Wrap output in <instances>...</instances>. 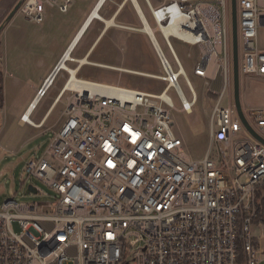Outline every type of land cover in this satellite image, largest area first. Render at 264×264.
Listing matches in <instances>:
<instances>
[{
    "label": "built area",
    "instance_id": "1",
    "mask_svg": "<svg viewBox=\"0 0 264 264\" xmlns=\"http://www.w3.org/2000/svg\"><path fill=\"white\" fill-rule=\"evenodd\" d=\"M146 2L154 33H161L178 69L154 35L165 72L158 77L167 83L160 93L82 79L77 72L84 64L72 56L76 38L70 43L34 98L44 97L52 75L47 89L61 71L67 73L55 98L58 103L69 94L64 121L26 167L52 198L2 203L0 264H264V143L235 105L231 0ZM71 3L23 0L19 11L43 23L47 9L66 13ZM236 7L240 75L264 79V0H237ZM171 37L198 47L195 75L209 84L220 80L202 158H193L173 130L176 106L168 90L175 88L187 113L197 94ZM63 60L76 66L59 67ZM73 75L86 87L70 86ZM30 107L20 120L34 126ZM244 114L264 137V106Z\"/></svg>",
    "mask_w": 264,
    "mask_h": 264
},
{
    "label": "rangeland",
    "instance_id": "2",
    "mask_svg": "<svg viewBox=\"0 0 264 264\" xmlns=\"http://www.w3.org/2000/svg\"><path fill=\"white\" fill-rule=\"evenodd\" d=\"M139 1L143 3V0ZM159 1L151 0L153 4ZM107 5L111 10L116 7L114 0H110ZM132 8V2L127 4L117 23L120 26L127 25L128 28L113 25L94 52L87 57L90 62L112 67L84 64L78 70L77 76L160 93L167 85L165 81L152 77L153 75H141L135 70L157 76L165 74L150 38L140 30L143 23ZM49 13L53 16L46 18L43 23H35L27 20L19 11L12 22L15 26L12 28L13 32L5 38L0 55L1 68L4 72L7 71V75H1L4 96L0 100V207L10 198L31 204L52 198L53 192L41 181L31 177L26 167L30 158L45 151L53 132L63 123L66 97L69 94L52 108L44 126L20 125L17 122L72 39L73 33H69V28L74 26L71 14L63 15L57 9H50ZM150 22L152 26L155 25L154 21ZM78 26L77 24L74 30ZM96 34L97 31L91 28L72 56L84 57ZM155 35L172 67L177 70L178 64L163 36L158 31ZM170 42L197 94L193 112L187 113L181 110L182 103L175 88L168 90L176 106V109H172L173 130L184 139L193 158H202L208 147L212 110L219 94L220 80L209 84L204 78L194 74V66L200 56L198 47L175 37H171ZM67 65L75 67L76 62L69 61ZM117 67L124 68V71H119ZM67 76L64 71L56 76L31 115L34 121L41 120L63 87ZM179 84L187 99L191 100L192 93L183 76L179 78ZM240 98L243 111L264 106V79L253 75H240ZM29 184H34L39 192L28 193ZM12 228L14 231L20 230L16 222L12 223Z\"/></svg>",
    "mask_w": 264,
    "mask_h": 264
},
{
    "label": "crops",
    "instance_id": "3",
    "mask_svg": "<svg viewBox=\"0 0 264 264\" xmlns=\"http://www.w3.org/2000/svg\"><path fill=\"white\" fill-rule=\"evenodd\" d=\"M110 0H72V3H71V7L69 9L68 12L66 13H62L60 12L57 8H49V10L47 9V15H46V18L48 17H52L53 14L49 13L50 9H57L59 11V13L63 14V15H69L71 14L70 16H72L73 18V23H74V26L70 27L69 28V33L72 34V39L70 41V43L77 37L78 39L76 40L77 44L75 46V49L76 47L78 46V44L82 41V39L86 36V34L90 31L91 28H94V31H97V34L95 36V39L93 40L88 52L86 53L85 56L88 57L89 54H91L94 49L96 48V46L103 40V38L105 37V35L109 32L110 28L113 26V25H117V26H120L118 23L119 21V17L121 15V13L123 12V10L125 9L126 5L130 3V1L132 2V6H133V11L136 15H138V17L140 18V15H139V10H141V18H145L147 23L149 24L147 18H146V15L144 14L143 12V9H142V6H141V3L139 0H114V3L116 4V7L114 10H111L110 8H108V3H109ZM19 2V0H0V26L3 24V22L6 20L7 16L10 14V12L12 11V9L15 7V5ZM138 3L139 5H135L134 3ZM100 4V5H98ZM137 6V7H136ZM97 7V8H96ZM107 7V8H106ZM146 7V6H145ZM97 9L96 11L98 12V16L97 17H100V18H95L96 17V11H94V9ZM147 9V7H146ZM148 10V9H147ZM19 10L17 12L14 13V15L7 21V23L3 26L2 30L0 31V55L2 54V48H3V45L5 44V38H8L10 33L13 32L12 28L15 27L14 26V23H12L17 14H18ZM94 12V15L95 16H91L92 18L89 20L88 24L85 26L86 28L83 29V31L80 32V30L83 28V25L85 23H87L90 15ZM149 12V11H148ZM21 13V12H20ZM22 14V13H21ZM150 14V13H149ZM151 16V15H150ZM152 17V16H151ZM140 18V20H141ZM153 20V19H152ZM45 21V20H44ZM112 21V22H111ZM143 21V20H141ZM79 25L77 27L76 30L75 29V26L76 25ZM73 25V24H72ZM151 24H149L150 26ZM120 27H125V28H128L127 25H121ZM153 27V28H152ZM154 27L155 26H150V28L154 31ZM141 31L145 32L144 31V27L140 29ZM81 35H79L80 33ZM79 33V34H78ZM149 37V34L146 33ZM78 35V36H77ZM155 35V33H154ZM81 37V38H80ZM150 38V37H149ZM151 40V39H150ZM152 42V41H151ZM70 43L68 44V46L70 45ZM153 44V43H152ZM67 46V47H68ZM66 47V49H67ZM154 47V46H153ZM65 49V50H66ZM74 49V51H75ZM155 49V48H154ZM64 50V51H65ZM63 51V52H64ZM63 54V53H62ZM61 54V55H62ZM82 57V58H77V59H80L81 63L83 59L86 60V64H93V65H97V66H105V67H108V68H111L112 66L108 65V64H103V63H97V62H90L88 60V58L86 57ZM61 57V56H60ZM83 63V64H84ZM101 64V65H100ZM70 68V67H69ZM116 69H118L119 71H124V68H121V67H117ZM136 72L140 73L141 75H155V74H145L144 71L142 70H138V69H135ZM52 71V70H51ZM50 71V72H51ZM49 72V73H50ZM76 73V71H75ZM67 74V73H66ZM0 75H7V71L4 70L1 68V65H0ZM9 75H12V73H10ZM48 76V75H47ZM46 76V77H47ZM76 78H78L77 76H75ZM151 77V76H150ZM79 79V78H78ZM45 80V79H44ZM44 82V81H43ZM43 84V83H42ZM42 86V85H41ZM38 87L37 88V92L39 91V89L41 88ZM125 87V86H124ZM36 92V93H37ZM35 98V97H34ZM29 103L28 107H30V104L34 103V108H33V111H32V114L38 104V102L40 100H38L37 98L34 99ZM36 104V105H35ZM58 103H55V99L53 100L52 104L49 106V108L47 109L46 113L43 115V117L41 118L40 121L35 122V126L36 127H42L45 125V123L48 121L49 117V113L51 112L52 108ZM27 107V108H28ZM26 108V109H27ZM25 112V111H24ZM23 112V113H24ZM31 114V115H32ZM21 117V116H20ZM20 117L17 119V122L21 125V120H20ZM42 124V126H40ZM25 125V124H23Z\"/></svg>",
    "mask_w": 264,
    "mask_h": 264
},
{
    "label": "water",
    "instance_id": "4",
    "mask_svg": "<svg viewBox=\"0 0 264 264\" xmlns=\"http://www.w3.org/2000/svg\"><path fill=\"white\" fill-rule=\"evenodd\" d=\"M23 0H19V2L15 5V7L12 9L10 14L7 16L6 20L3 22V24L0 26V31L2 30L3 26L7 23V21L14 15L15 12H17L20 8V5L22 4ZM135 5H139L137 2L134 3ZM232 4V32H233V89H234V100L235 105L238 111V114L240 118L242 119L245 126L250 130L252 135L259 140L260 142L264 143V137H262L257 131H255L248 123L242 103L240 98V72H239V53H238V29H237V0H231ZM137 7V6H136ZM139 12V11H138ZM140 18H141V12H139ZM142 20V18H141ZM143 27L148 25L147 23L143 22ZM149 34V33H148ZM150 39L153 44H155V36H150ZM27 192H33L36 193L37 189L32 184H29L27 187Z\"/></svg>",
    "mask_w": 264,
    "mask_h": 264
},
{
    "label": "bare ground",
    "instance_id": "5",
    "mask_svg": "<svg viewBox=\"0 0 264 264\" xmlns=\"http://www.w3.org/2000/svg\"><path fill=\"white\" fill-rule=\"evenodd\" d=\"M104 1H105V0H104ZM98 5H100V4H98ZM96 8H97V7H96ZM96 8L94 9V11L97 10ZM139 12H141V10H139ZM91 16H95V15H94V12L90 15V17H89L87 23H85V24L83 25V28L80 30V32L83 31L84 28H86L85 26L88 24L89 20L92 18ZM97 16H98V12L96 11V17H95V18H100V17H97ZM142 20H143V22L147 23V21H146L145 18H143ZM111 22H112V21H111ZM147 24H148V23H147ZM144 31H146V33H149L150 36H153V34H154V31L150 28L149 24L146 25V27L144 26ZM80 32H79V33H80ZM79 33H78V34H79ZM81 33H82V32H81ZM81 33H80L79 35H81ZM77 36H78V35H77ZM78 37H79V36H78ZM78 37H77V39H78ZM80 38H81V37H80ZM77 39H76V40H77ZM76 40H75V41H76ZM72 49H73V48H72ZM72 49H71V50H72ZM68 55H69V53H67L65 57H69ZM71 57H72V56H71ZM80 62H81V61H80ZM82 62L84 63V62H86V60L83 59ZM84 64H86V63H84ZM100 65H101V64H100ZM59 67H67V68H69V67L67 66V64L64 63V60L60 62ZM101 67H105V66H101ZM69 69H70V68H69ZM72 71H73V74H75V70H72ZM122 71H123V69H122ZM53 77H54V75H52V76L48 79L46 85H45V86L43 87V89H42L41 94H42V93H45L44 96L46 95V93H47V91H48L47 86L50 84V82L52 81ZM152 77L159 78L157 75H154V76H152ZM69 85L72 86L73 88H77V87L83 88V87H86V83H84V82H82V83L79 82L78 78H76L75 75L72 76V79L70 80ZM40 89H41V88H40ZM41 94H40V95H41ZM38 98H39V97H38ZM38 100H39V99H38ZM35 105H36V104H35ZM33 106H34V103L31 104L30 111L28 112V114H29L31 111H33V110H32V109L34 108ZM27 117H28V116H27ZM32 122H33V125L35 126V122H34L33 120H32ZM40 126H42V124H41Z\"/></svg>",
    "mask_w": 264,
    "mask_h": 264
},
{
    "label": "trees",
    "instance_id": "6",
    "mask_svg": "<svg viewBox=\"0 0 264 264\" xmlns=\"http://www.w3.org/2000/svg\"><path fill=\"white\" fill-rule=\"evenodd\" d=\"M131 2V1H130ZM141 3V2H140ZM141 6H142V9H143V12H144V14L146 15V18H147V20H148V22H149V24H151V22H150V20H152V17L150 16L151 15V13H150V10H149V8H148V6H147V3H145V1L143 0V3H141ZM147 7V9H146V7ZM149 11V12H148ZM150 13V14H149ZM138 16V15H137ZM140 19V18H139ZM141 21V20H140ZM152 22H153V20H152ZM141 23H142V21H141ZM143 25V24H142ZM151 26V25H150ZM143 28V27H142ZM153 28V27H152ZM97 47V46H96ZM96 49V48H95ZM94 49V50H95ZM94 52V51H93ZM92 52V53H93ZM91 53V54H92ZM4 83H3V79L1 78V75H0V100H1V98L4 96V91H3V88H4V85H3ZM56 98V97H55ZM238 244H239V251H238V260H239V262H242V246H241V237H239V239H238Z\"/></svg>",
    "mask_w": 264,
    "mask_h": 264
}]
</instances>
